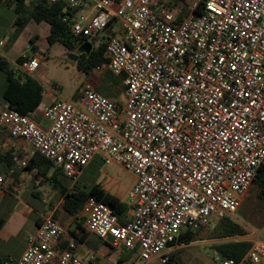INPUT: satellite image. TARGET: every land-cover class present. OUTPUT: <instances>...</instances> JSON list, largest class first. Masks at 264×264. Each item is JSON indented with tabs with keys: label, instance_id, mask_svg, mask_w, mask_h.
Wrapping results in <instances>:
<instances>
[{
	"label": "built area",
	"instance_id": "obj_1",
	"mask_svg": "<svg viewBox=\"0 0 264 264\" xmlns=\"http://www.w3.org/2000/svg\"><path fill=\"white\" fill-rule=\"evenodd\" d=\"M45 1L73 13L64 20L75 36L106 42V66L124 76L125 101L88 85L46 105V127L11 108L0 112V127L27 145L22 166L42 155L76 181L100 154L134 174L131 217L122 223L91 196L81 210L86 228L165 264L186 229L236 216L264 164V0H188L180 22L155 8L160 0H90L91 12L80 16L86 0ZM112 21L120 34L101 36ZM14 65L33 74L40 57ZM5 182L0 175V191ZM64 232L45 217L18 264H88L75 244L55 248ZM263 255L264 240L240 261L215 252L221 264H260Z\"/></svg>",
	"mask_w": 264,
	"mask_h": 264
},
{
	"label": "rangeland",
	"instance_id": "obj_2",
	"mask_svg": "<svg viewBox=\"0 0 264 264\" xmlns=\"http://www.w3.org/2000/svg\"><path fill=\"white\" fill-rule=\"evenodd\" d=\"M40 1L27 0L24 15L29 16ZM16 19L17 13L14 6L0 1V41L5 42V46L0 47V54L11 62H15L21 55L38 54L41 66L36 74L39 75L37 78L45 90L43 103L49 102L55 96L73 99L88 85L100 87L103 94L117 104L124 103L125 88L122 84H117V78L106 74V66L87 75L78 69V58L74 59L71 56L73 53L79 55V51L71 52L64 44L48 40L50 26L47 22L38 23L31 20L17 32ZM107 30L103 31L101 36L107 37ZM35 36H38V39L33 40ZM89 41L99 45V41L93 38ZM31 45H35L36 50L31 49ZM20 75L24 76L21 71H18L17 76ZM4 85L5 79L0 73V112L5 108L1 96ZM43 121L46 124L43 123L42 126L46 127L48 120L43 117ZM20 166L14 175L0 170V174H4L6 179L4 188L9 187L5 196L0 198V216L8 221L6 230L12 231L17 227L10 239L0 237V256L9 264L17 263L19 256L26 248L28 236L34 234L32 232L37 220L49 214L55 207L58 213L63 210L62 200H60L63 196L60 189L53 188L52 183L48 181H42L44 177H38L37 168L28 170L21 164ZM54 171L55 168H51L49 176ZM59 179L68 187L73 185L76 189L85 191H89L92 186L100 183L105 185L112 194L121 198L124 203L130 205L129 192L134 184V174L118 164L107 166L100 154L94 157L77 181L60 174ZM258 193L259 190L252 186L237 216H234L239 219V222L243 220L252 225L264 227V199L259 198ZM221 221L222 219L214 218L211 226L196 231L193 243L174 248V261L170 264H221V261L216 259L215 248L231 239L220 238L213 240L214 242L209 239L215 236L216 227ZM120 251L123 264H162L158 258L148 261L140 259L139 250L120 249Z\"/></svg>",
	"mask_w": 264,
	"mask_h": 264
},
{
	"label": "trees",
	"instance_id": "obj_3",
	"mask_svg": "<svg viewBox=\"0 0 264 264\" xmlns=\"http://www.w3.org/2000/svg\"><path fill=\"white\" fill-rule=\"evenodd\" d=\"M0 1L14 6L17 13V19L15 21V25L18 26L17 32L31 20L38 23L47 22L50 26L48 40L50 42H60L64 44L71 52L79 51L80 46L84 42L93 38L75 36L72 33V21L71 19L65 21L64 17L66 15L71 17L74 15L73 13H70V11H64L65 7L62 3L50 4L45 0H41L34 7L30 15L25 16L24 14L26 12L27 0ZM187 1L188 0H160L158 4L155 5V8L159 9L164 7L176 13L177 22H180L187 14ZM36 39H38V36L33 38V40ZM93 40L99 41V38L94 37ZM91 43L93 44L92 51L89 54L79 51L77 60L78 69L87 75L92 74L94 70L104 67L109 63L106 51V42L99 41V45H95L94 42ZM35 48V45H31V49ZM31 57H33L31 54H25L19 56L15 62H11L0 54V73L5 79V85L1 96L4 100L5 108L14 109L21 114L34 119V113L43 102L44 87L38 79L32 76V74L16 68L14 65V63H20L24 59ZM18 71H21L24 76H17ZM106 74L112 78H117V84H122L125 88L124 76H115L108 68ZM96 89L103 94L100 87H97ZM25 155L26 154L21 152H16L14 149H4L0 145V170L9 175L16 174L18 172L17 168L21 167L20 162L24 159ZM53 167L55 168V171L49 176L50 169ZM23 168L28 170H34L37 168L38 177H44L41 179L42 181H48L52 183L53 188L60 189L63 196L62 206L68 214L73 216L78 215L81 212L85 201L89 197L94 196L97 200L109 205L115 214L118 215L122 223L126 222V217L131 210L130 205L124 203L118 196L106 190L102 184H95L89 191L78 188L76 189L73 185L68 187L59 179V174L67 177L63 170L42 155L33 157L26 166H23ZM252 186L259 190L258 197L264 199V164L258 169ZM6 222L7 220L0 216V231L4 228ZM196 231L198 230L186 229L180 235L179 244H190L195 241ZM245 233L246 229L242 225L234 222L229 217H226L222 218V221L216 227L215 236L213 237L228 238L237 235H244ZM251 247L252 243L249 241H228L217 246L223 256L234 258L237 261H240ZM172 261H174L173 253L170 255V261L165 264H170ZM0 264L9 263L0 256ZM16 264H18V261Z\"/></svg>",
	"mask_w": 264,
	"mask_h": 264
},
{
	"label": "crops",
	"instance_id": "obj_4",
	"mask_svg": "<svg viewBox=\"0 0 264 264\" xmlns=\"http://www.w3.org/2000/svg\"><path fill=\"white\" fill-rule=\"evenodd\" d=\"M91 10H92L91 1L86 0L82 4V6L77 10L76 15L77 16L85 15V14L90 13ZM115 34L117 35L120 34L119 25L116 23V21H112L107 30V37L111 35H115ZM31 56H38V54H31ZM40 66H41V63H40ZM39 68L32 74V76L35 77L36 79H38L37 77H39V75L36 74ZM44 97H45V90H44ZM57 98L59 97L55 96L47 103L42 102L38 110L34 113L33 117L39 123V125L42 126L43 123L46 124V122L43 121L44 107L54 102ZM43 101H44V98H43ZM0 145L4 149H14L16 150V152H19V153L21 152L23 154H26V151H27V145L25 144V142L22 140L12 139L8 130L5 128H2V130L0 131ZM103 187L106 190H108V188L105 185H103ZM8 188L5 187L3 190L0 191V198L5 196ZM248 193L246 195H248ZM246 195L242 199L241 205L243 204ZM60 200H62V198H60ZM131 215H132V210L129 211L126 217V221L131 217ZM47 216H53L65 228L64 234L55 241V248L57 250L69 249L71 244H75V247L72 249L73 253L85 263H88V264H123L122 263L123 258H122L120 249L113 248L109 241L101 239L95 234L90 233L86 228L85 219L81 212L78 215L73 216V215L68 214L64 209L61 211V213H58L57 208L55 207L49 214L37 220L36 227L32 233H35L37 231L38 227L40 226L44 218ZM230 218L234 222L242 225L246 229V233L244 235H237L234 237H228V238H222V239H231L230 241H249L252 243V246L256 244L257 242L264 240V227L252 225L243 220H240L239 222L238 218H234V217H230ZM7 225H8V221L6 225L4 226V228L0 231V237H3L4 239H10V237H12L15 234L16 229H17L16 227L12 229V231L6 230ZM209 239L212 242H214L213 240L220 239V238L211 237ZM179 245H185V244H178L174 248L178 247ZM215 250H216L215 252L220 253L217 247L215 248ZM23 252L19 256L18 260L22 256ZM260 264H264V255L262 257V261Z\"/></svg>",
	"mask_w": 264,
	"mask_h": 264
},
{
	"label": "water",
	"instance_id": "obj_5",
	"mask_svg": "<svg viewBox=\"0 0 264 264\" xmlns=\"http://www.w3.org/2000/svg\"><path fill=\"white\" fill-rule=\"evenodd\" d=\"M92 49H93V44L90 41H86L80 46L79 51L89 54L92 51ZM71 56L74 59L78 58V54L76 53H73Z\"/></svg>",
	"mask_w": 264,
	"mask_h": 264
}]
</instances>
